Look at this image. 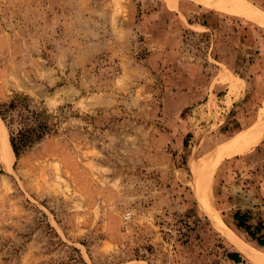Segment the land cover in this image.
<instances>
[{"label": "rangeland", "instance_id": "obj_1", "mask_svg": "<svg viewBox=\"0 0 264 264\" xmlns=\"http://www.w3.org/2000/svg\"><path fill=\"white\" fill-rule=\"evenodd\" d=\"M14 95L48 132L0 158V264H212L219 237L235 249L190 163L262 114L257 22L193 0H0V102ZM213 169L214 209L264 252L233 219L264 218V136Z\"/></svg>", "mask_w": 264, "mask_h": 264}, {"label": "bare ground", "instance_id": "obj_2", "mask_svg": "<svg viewBox=\"0 0 264 264\" xmlns=\"http://www.w3.org/2000/svg\"><path fill=\"white\" fill-rule=\"evenodd\" d=\"M204 6L229 12L248 18L257 22L264 29V11L257 8L247 0H193ZM264 136V105L261 116L252 124L233 134L229 138L219 142L213 150V153L204 158L200 164L190 163V171L195 177L194 188L197 193L198 201L201 207L214 221L222 233L227 237L230 243L240 251L250 264H264V252L251 247L243 239L230 231L217 211L214 209L211 201L210 179L213 168L223 159L247 152L253 146L259 143ZM14 153L10 146L6 130L0 120V158L5 168L12 162ZM198 159V158H197ZM200 162V161H199ZM198 162V163H199Z\"/></svg>", "mask_w": 264, "mask_h": 264}, {"label": "trees", "instance_id": "obj_3", "mask_svg": "<svg viewBox=\"0 0 264 264\" xmlns=\"http://www.w3.org/2000/svg\"><path fill=\"white\" fill-rule=\"evenodd\" d=\"M231 89L233 91L234 87ZM0 120L4 128L9 131L8 134L5 129L16 157L48 132V126L29 109L26 97L20 95H14L11 99L0 102ZM233 219L237 229L243 230L257 247L264 248V218L261 214L255 222L250 213L236 211ZM217 247L222 249V254L212 264H248L239 251L225 246L221 237L218 238Z\"/></svg>", "mask_w": 264, "mask_h": 264}, {"label": "built area", "instance_id": "obj_4", "mask_svg": "<svg viewBox=\"0 0 264 264\" xmlns=\"http://www.w3.org/2000/svg\"><path fill=\"white\" fill-rule=\"evenodd\" d=\"M130 218V213L127 212L125 215H124V219H129Z\"/></svg>", "mask_w": 264, "mask_h": 264}, {"label": "crops", "instance_id": "obj_5", "mask_svg": "<svg viewBox=\"0 0 264 264\" xmlns=\"http://www.w3.org/2000/svg\"><path fill=\"white\" fill-rule=\"evenodd\" d=\"M237 250V249H236ZM238 251V250H237ZM240 252V251H239ZM241 253V252H240ZM242 254V253H241ZM243 255V254H242ZM244 256V255H243ZM245 257V256H244ZM246 258V257H245ZM247 259V258H246ZM248 260V259H247ZM248 263H249V261H248ZM250 264V263H249Z\"/></svg>", "mask_w": 264, "mask_h": 264}]
</instances>
